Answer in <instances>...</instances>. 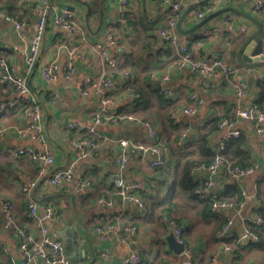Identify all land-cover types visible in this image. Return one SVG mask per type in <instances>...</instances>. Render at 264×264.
<instances>
[{
	"label": "crops",
	"instance_id": "obj_1",
	"mask_svg": "<svg viewBox=\"0 0 264 264\" xmlns=\"http://www.w3.org/2000/svg\"><path fill=\"white\" fill-rule=\"evenodd\" d=\"M182 1L188 3L187 7L197 4L183 21L184 29L193 27L203 19L195 13L205 6L209 7L207 15L223 7L234 6L257 17L264 29V12L252 10L254 0ZM53 4L54 11H71L79 18L82 33L77 37L80 39L83 35L85 41L67 36L51 15L38 62L29 75L34 94L45 106L47 140L42 143L16 135H8L0 140V198L11 199L18 218L32 222L27 214L29 196L22 193L21 185L27 176H37L45 164L30 157H15L12 149L23 146L47 149L54 156L50 172L67 168L75 161V175L92 181V188L83 194L73 193L70 182L68 188L51 191L40 185L32 193L41 214L47 205L57 210L58 217L47 221V224L54 238L63 239L65 243L70 241L73 254L79 260L77 264L89 263L93 253L96 257L92 264H122L126 256L137 250L142 253V264H264V225L254 223L255 226H252L260 233L257 241L244 239L236 245V249L226 251L225 245L235 244L244 232L242 217L237 216L230 228L233 237L221 236L222 222L232 212L217 210L216 216L207 218L204 204L182 189L177 180L180 170L177 158L182 162L188 158L205 160L206 156L200 148L203 137H207L209 147L215 150L227 132L226 128H219L218 123L222 118L230 117L236 121V128L242 133L239 142L228 149V158L243 165L257 163L258 168L240 179L219 173L218 189L223 191L229 184L237 183L239 190L251 194L257 179L262 178L260 195L244 198L243 214L249 219H255L260 214L264 217V134H257L250 120L236 114L237 108L249 107L254 103L264 108V81L261 78L264 76V66L250 69L237 60L238 50L245 39L258 29L257 23L237 13H234L233 20L226 23L224 14L189 35L179 33L196 57L213 58L226 54L227 60L238 67L235 80L244 81L249 88L248 94L240 98L222 72L203 79L179 66L178 55L160 33L169 11V5L164 1H133L127 24L119 22V0H54ZM37 6L38 0H0V10L27 20L23 28L16 29L12 23L0 18V52L9 65L22 74L26 70L25 57L36 31ZM242 26H247L248 30L241 31ZM108 28L115 31L127 46L123 64L112 74L114 85L111 89L102 94L93 92L88 97H81L79 92L85 85L86 77L98 79L107 74L105 55L118 49L108 43L105 35ZM98 42L103 46L97 47ZM55 59L62 64L71 60L77 68L76 73L68 79L65 69L61 68L56 80L47 81L41 67ZM191 93L204 99L197 113L186 115L180 112L173 116L174 109L182 110L191 104ZM8 96L13 97L14 93ZM8 96L0 88V102ZM105 97L111 98L109 104L104 103ZM105 108L115 115L132 114L137 120L127 118L100 125L96 137L100 150L79 159L72 139L85 133L69 129L67 124L71 121L91 124L97 114L105 113ZM19 120L16 112L0 113V127L18 123ZM145 120L155 123L161 140L170 147L173 157L168 170L150 168L149 162L154 158L151 153L137 155L123 171L128 180L139 181L145 187L149 213H139L132 205L98 206L96 199L112 193L113 180L120 172L115 161L120 147L106 137L150 142L148 129L143 124ZM185 130H188L187 145L181 148L178 141ZM197 176L203 179L207 174L200 172ZM169 201L174 202L173 213L185 225L189 242L186 247L190 250L188 254L173 251L167 240L173 230L162 219V212ZM108 223L114 227L108 238H104L96 228ZM130 226L136 229H128ZM123 236L128 239L123 240ZM81 243L87 249L86 255L81 254ZM22 260L19 238L5 228L0 211V261L2 264H20Z\"/></svg>",
	"mask_w": 264,
	"mask_h": 264
},
{
	"label": "built area",
	"instance_id": "obj_2",
	"mask_svg": "<svg viewBox=\"0 0 264 264\" xmlns=\"http://www.w3.org/2000/svg\"><path fill=\"white\" fill-rule=\"evenodd\" d=\"M133 1L135 0H119L121 7L119 22L127 24L131 14L129 7L132 5ZM162 1L169 5V11L165 23L161 26L160 33L166 43L173 48L178 55L179 66L188 69L191 73L200 75L203 79H208L220 71L229 78L230 86L235 89L239 97H245L248 94V85L244 81L235 80L234 76L238 71V67L227 60L226 54L218 55L213 58L205 56L196 57L189 44L181 38L177 30V21L188 3L182 0ZM196 1L200 2L206 0ZM53 2L54 0H38V6L36 8V31L31 39L25 57L26 70L24 74L17 72L14 67L10 66L5 56L0 53V69L6 72V75L0 79V82L10 83L9 86L2 87V92L6 94V96L12 92L14 93L13 97L8 96L9 98L6 97L0 102V113L13 111L20 117V122L0 127V140L8 135H16L19 138H29L42 143H45L47 140L45 106L39 97L34 94L29 81V75L38 62L45 41L47 24L51 15L56 25H58L67 36L79 39L77 35H81L82 33V26L79 18L71 11H54L55 6ZM252 10L254 12H264V0H254ZM208 11L209 7L205 6L204 9H197L195 14L199 18H204ZM234 17V13L226 14L224 21L228 23L233 20ZM0 18L12 23L16 29H21L27 24L26 19L14 16L2 10H0ZM247 30V26L241 27V31L246 32ZM105 35L109 41L108 43L118 47V49L113 53L105 55L104 61L108 71L107 74L102 75L98 79L92 76L86 77L85 85L79 92L81 97H88L93 92L102 94L111 89L114 85L112 74L118 71L123 64L127 46L117 37L115 31L111 28L105 30ZM262 36L264 40V29ZM80 39L81 41H85L83 35ZM96 45L97 47L103 46L99 42ZM61 68L65 69V76L68 79L71 78L77 70L71 60H67L62 64L55 59L44 64L41 67V72L47 81H54L58 78ZM165 78L168 79V76L165 75ZM261 78L262 81H264V76ZM190 100L191 104L189 106L182 110L177 108L174 109L172 115L177 116L180 112L186 115L196 114L199 107L204 103V99L196 93H191ZM110 102L111 98L105 97L104 103L109 104ZM104 112L103 114H97L94 117V122L91 124L81 121H71L67 124L69 129H75L85 133L78 138L72 139L76 155L79 159L98 153L100 150L101 146L96 139L99 134L98 127L100 125L109 122H118L121 119L127 118L134 121L137 120V117L132 114L115 115L109 113L106 108ZM236 114L240 118L250 120L254 124L257 134H264V108L258 103H254L249 107H239L236 110ZM143 124L148 129L150 142L145 143L127 137L114 139L106 137L108 141H112L120 147V152L117 153L115 157L120 172L113 180L114 190L112 193L110 195H100L96 199V204L98 206L111 208L115 205H121L123 207L132 205L136 207L139 213H146L148 211V205L144 196L145 187L139 181L128 180L123 171L127 167L129 161L137 155L145 156L151 153L154 155V158L149 162V167L152 169L163 168L168 170L173 162V157L171 156L170 147L160 140L159 131L155 123L151 120H145ZM218 126L219 128H226L227 132L225 138L215 149L214 158L208 164H198L193 170L196 175L200 172L207 174L201 181V187L198 189V193L202 196L210 194L213 198L212 209H227L232 212L228 222L223 227V232H227L233 226L237 216L240 215L242 217V221L245 224L244 232L239 236L234 245H225V250L229 251L246 238L249 240H258L259 235L257 232L250 229L248 222L252 221L258 226H262L264 225V217L259 215L255 219H249V217L243 214L245 206L244 201L236 202L232 199H219L217 194L219 191L217 183L219 173H225L231 178L240 179L254 173L258 168V164L253 163L244 167L233 161L227 160L224 155L227 142L231 139L240 137L242 132L240 129L236 128V121L230 117L222 118ZM187 137L188 130H185L182 132L180 140L178 141L179 147H186ZM12 152L15 157H30L34 161L45 164V166L40 169L37 176H27L21 185L22 193L29 196L27 214L32 222L18 218L15 214V206L11 199L0 198V211L4 226L19 238V250L23 258L20 264H73L66 252L64 240L54 238L47 224V221L55 220L58 217L57 210L51 205H47L45 212L41 214L39 212V204L33 199L32 193L40 185H43L45 190L51 191L53 189L66 188L70 182L72 184L70 188L71 191L76 194H81L92 188V181L90 179L78 178L75 175V161L67 168L55 169L53 172H50L51 166L54 164V156L51 151L47 149L40 150L31 146H23L13 148ZM260 186L261 179L258 178L251 194L246 190H242L243 197L246 198L250 195L253 197L259 196ZM169 226L172 228L177 239L184 244V254L190 253V250L186 247V233L183 226L174 218L169 220ZM113 227V224L108 223L104 226H97L96 230L104 238H108L109 232L112 231ZM128 229L135 230L136 227L130 226ZM122 239L126 240L128 238L123 236ZM142 262V253L137 250L126 256L122 264H141ZM0 264H2L1 261Z\"/></svg>",
	"mask_w": 264,
	"mask_h": 264
},
{
	"label": "trees",
	"instance_id": "obj_3",
	"mask_svg": "<svg viewBox=\"0 0 264 264\" xmlns=\"http://www.w3.org/2000/svg\"><path fill=\"white\" fill-rule=\"evenodd\" d=\"M2 11H4V10H2ZM7 13H9V12H7ZM5 75H6V72L4 70L0 69V79L3 78ZM9 85H10L9 82H0L1 90H2L3 86H9ZM262 90H263V96L262 97L264 98V86L262 87ZM239 138L240 137L234 138V139H231V140H229L227 142L226 150L224 152V155H225L227 160L233 161V160L228 158L229 156L227 155V151L236 142L237 143L239 142ZM160 140H161V138H160ZM239 146H240V144H239ZM200 148L203 151V154H205V156H206L205 160H195V159L188 158V159H186L185 161L182 162V160L180 158L179 159L177 158V161H178V164H179L178 166L180 167L179 176H178L177 180H178L179 186H181L182 189L187 191L191 196H194L195 198L199 199L204 204V210L206 211L205 213L208 214L207 218H211V217L216 216V214H217V210L212 209L213 198L210 196V194H207L206 196H202L200 193H198V189L201 187L202 177H198L194 173L193 169L198 164H208V163H210L212 161V159L214 158L215 150H213L211 147H209L208 139H207L206 136L203 137L202 144H201ZM233 162H235V161H233ZM235 163H237V162H235ZM237 164H239V163H237ZM251 164H249V165H251ZM239 165L244 166V167L249 166V165H243L242 163H240ZM262 182H263V180L261 178V186H262ZM261 192H262V187L260 188V193ZM260 193H259V195H260ZM81 194H83V193H81ZM217 194L219 196V199H230V200L232 199V200H234L236 202H241V201L244 200V197L242 195V189L239 190V186H238L237 183L229 184L228 186H226V188L223 191L219 190ZM174 205H175L174 202H170L169 201L167 208L163 210L164 212H162V219L164 220L165 223H167L169 225V220L171 218H174L180 225L183 226L184 231L186 233V228H185L184 223H182L180 221V219L177 216H175L174 213H173ZM147 213H149V211ZM261 216H263V215H261ZM228 219H226V220H224L222 222V225L220 227V231L219 232H220L221 236L233 237L232 232H231L230 229L227 232H223V227L228 222ZM248 225H249L251 230L257 232L258 235L260 234L258 230L254 229L252 227L254 225V222L249 221ZM259 238H260V235H259ZM225 240H227V239H225ZM251 240L252 241H257V240H253V239H251ZM185 242H186V244L189 243L187 239H186ZM232 245H234V244H232ZM235 247L237 248V246H234V248Z\"/></svg>",
	"mask_w": 264,
	"mask_h": 264
},
{
	"label": "water",
	"instance_id": "obj_4",
	"mask_svg": "<svg viewBox=\"0 0 264 264\" xmlns=\"http://www.w3.org/2000/svg\"><path fill=\"white\" fill-rule=\"evenodd\" d=\"M196 6H197V4H192L189 7H187L185 9L184 13L182 14V16L178 19L177 30L179 33H181L182 35H185V36L189 35V34L195 32L196 30H198L203 25L207 24L212 19L219 17L221 15H224V14H229V12L240 14V15L254 21L255 23H257L258 29L245 39V41L243 42V44L241 45L240 49L237 52V60L241 65L248 67L250 69H255L256 67H259V66H264V54H263L264 53V41H263V36H262L263 24L259 21V19L257 17H255L253 14H251L249 12L242 11L241 9L236 8L234 6H226V7H223L221 9H218L216 11L211 12L209 15H207L205 18H203L199 23H197L193 27L188 28V29H184L182 26L183 21L196 8ZM252 43H254V44H252ZM167 240L170 244V248L173 251H175L179 254L184 252V250H185L184 244L181 243L177 239V237L175 236V234L173 232L167 237ZM246 240H249V239L246 238ZM65 247H66V252H67L69 258L71 259L72 263L77 264L79 262V260L73 254L72 245H71L69 240L66 241ZM79 248L81 250V254L86 255L85 250L87 252V249L85 248L83 243H81L79 245ZM95 257L96 256L93 253V259L87 264H92L95 260Z\"/></svg>",
	"mask_w": 264,
	"mask_h": 264
}]
</instances>
